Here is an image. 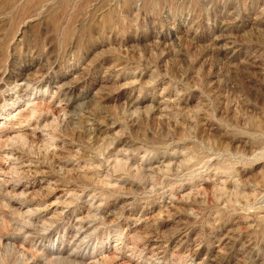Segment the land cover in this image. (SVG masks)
Returning <instances> with one entry per match:
<instances>
[{"label": "rangeland", "instance_id": "374dc122", "mask_svg": "<svg viewBox=\"0 0 264 264\" xmlns=\"http://www.w3.org/2000/svg\"><path fill=\"white\" fill-rule=\"evenodd\" d=\"M0 264H264V0H0Z\"/></svg>", "mask_w": 264, "mask_h": 264}]
</instances>
